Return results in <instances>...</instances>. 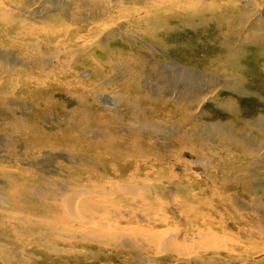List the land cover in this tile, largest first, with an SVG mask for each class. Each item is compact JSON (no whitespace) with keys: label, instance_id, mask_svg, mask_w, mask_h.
Returning a JSON list of instances; mask_svg holds the SVG:
<instances>
[{"label":"rangeland","instance_id":"rangeland-1","mask_svg":"<svg viewBox=\"0 0 264 264\" xmlns=\"http://www.w3.org/2000/svg\"><path fill=\"white\" fill-rule=\"evenodd\" d=\"M5 1L0 0L3 8ZM100 1L109 6V0H11L8 10L42 12L26 14L30 16L27 19L56 18L57 28L71 23L85 31L84 25L90 22L82 19L89 18L87 13L100 14L95 9ZM133 1L127 0L124 9L133 12ZM217 1L210 0L208 7H195L193 12L175 11L158 21L146 20V16L127 19L121 26L108 30L101 46L75 57L71 70L60 69L61 65H37L25 52L26 45H18L26 39L20 38L19 26L0 18V56L6 61H0V75L1 70L7 74L0 76V92H9L6 95L20 103L8 105L0 99V189L8 186L5 191H12L16 200L42 203L45 198L58 199L59 191L65 198L69 188H80L88 180L89 173L94 175L95 183L106 186L104 179L114 176L115 166L121 168L122 175L127 174L125 177L138 168L142 176L144 171L149 175L158 173L161 176L155 183L169 184L172 194L179 197L180 207L174 208L175 213L184 210L185 205L205 209L210 204L217 206L216 210L226 219L228 212L238 207L232 211L237 221L234 232L239 227L243 235H237L245 243L237 250L254 253L241 262L235 255L222 254L217 258L220 262L232 256L234 264H264V9L255 12L251 4L243 5V0ZM146 3L147 0H141L138 5L142 6L138 8L143 9ZM57 9L66 11L63 14L69 18L60 16ZM46 12L49 13L44 15ZM37 26L50 28L45 24ZM26 32L29 34V30ZM26 32L22 33L25 37ZM35 36L36 40L30 42L39 44L43 37L36 32ZM58 39L43 41L53 49ZM22 63L29 67V73H39L38 68L57 73L51 81L53 86L60 87L42 89V93L28 88L24 78L12 74ZM181 66L196 69L200 78L208 81L193 78ZM211 76L229 79L237 87L223 90L214 81L224 80H210ZM101 84L105 86L99 89L100 100L92 89ZM202 85L213 96L203 105L191 108L182 98ZM149 91L155 96L161 94L162 102L176 101L183 109L191 108L194 122L187 124L177 112L170 122L167 107L162 103L154 107L145 104L146 98L152 97ZM200 142L204 143L197 144ZM254 148H259L257 154ZM243 155H252L255 161V156H259V166L248 168L250 158H244L236 171L235 162ZM203 156L209 159L214 176L198 162L197 158ZM131 157L135 164L126 161ZM231 163L235 168L228 169ZM245 180L253 181V196L246 189ZM86 185L90 190L94 188ZM32 189L40 195L33 194ZM189 190L203 194V198L193 201ZM183 191L188 193V199ZM229 195L230 204L221 205V196ZM174 205L179 206H170ZM185 213H190V208ZM100 250L110 253V248L107 252L97 244L89 246L91 253ZM141 253L126 246L109 260L103 254L101 262H94L98 259L86 260L89 256H83L81 251L78 255L82 258L77 256L81 261L69 264H142ZM164 262L176 263L171 258Z\"/></svg>","mask_w":264,"mask_h":264},{"label":"bare ground","instance_id":"bare-ground-1","mask_svg":"<svg viewBox=\"0 0 264 264\" xmlns=\"http://www.w3.org/2000/svg\"><path fill=\"white\" fill-rule=\"evenodd\" d=\"M209 1L147 0V3L143 5L145 7L141 9L138 8L142 6L138 5L141 0H134L133 3H130L134 6L132 8L134 9L133 12L129 9H124L127 0H109V6L100 1L95 5L96 12H101L100 14L89 16L88 11H85L89 18L82 20L90 22V24L84 25L86 27L85 31L71 23L57 28L54 23L58 19L50 18L49 15L50 21L43 19L42 16L34 18L35 20H29L27 18L30 16H26L28 12L14 10L10 12L8 10V6H12L11 0H7L5 1L6 3L1 4L2 6L4 5V8L0 6V18H7L12 24L15 23L19 26L20 32H18L21 34L20 38H26L28 41L25 39L19 42L18 45H26L25 52L29 53L30 57L32 56L35 63H38L37 65L42 66L44 64L46 66L45 68L53 64L54 67L61 65L60 69L68 68L71 70L75 57L82 52H88L95 46H101L100 44L105 39L108 30L112 27L121 26L127 19L146 16V20L158 21L163 16L172 15L175 11L193 12L196 11L195 7H197L196 9L201 8V6L206 8L208 7ZM214 1L218 3L217 0ZM95 2L97 1H92L91 3ZM243 3L247 6L251 4L255 8V12H263V0H243ZM111 9L116 10V12H110ZM61 10L57 9L56 11H60L58 12L60 16L66 17L63 14L66 11ZM36 13H30L28 15L32 16ZM48 13L46 12L44 15ZM30 22L33 23L32 26L29 25ZM258 22L260 23V21ZM36 24H45V26L48 25L50 28L39 27ZM33 26H37V28H33ZM28 30L29 34L26 32ZM24 32H26V37L25 34H22ZM35 32L40 33L43 37L39 40V44L30 42L33 41L32 39L36 40ZM55 37L59 39L56 41L53 49H51L49 46L50 43L44 42L43 39L50 41ZM42 49H46L47 52H42ZM79 51L80 53H78ZM93 57L97 59L95 56ZM0 61L3 64L6 62L1 56ZM186 68L182 67L183 70H188ZM38 69L39 73H29V67H26V64L22 63L20 68L14 72L12 71V74L15 76L18 74V76L24 78L23 81L28 82L25 86L41 93L42 89L60 87L59 85L53 86L51 81V78L56 76L57 73H49L47 72L48 70L43 71L41 68ZM191 69L188 70L191 72H188V75L190 74V76L197 79L202 77L201 73L196 69ZM4 72L5 70H1L2 75H7ZM200 79H202V82L208 81L205 78ZM212 79L224 80L222 83L214 81L223 90L237 87L229 79H217L211 76L210 80ZM103 86L105 85L101 84L92 89L94 96L100 100L102 93L99 89ZM210 91L205 85H202L196 91L187 93L188 97L182 98V100L187 103L189 102L191 108H195V105L199 104L201 106L213 96L209 95L212 92ZM8 93L0 92V99L6 100L8 105H19L18 100L6 95ZM149 93L152 97L151 99L146 98L145 104L148 102L149 105L154 107L155 104L162 103L165 108L167 107L166 115L170 122H173V113L175 112L182 114V121L187 122V124L194 122V114L191 108H189V110L191 109L190 112L188 109L181 108L176 101L162 102L163 97H161V94L155 96L154 92L149 91ZM202 93L203 96H200V99L198 95ZM11 95L15 96L13 92H11ZM139 97L132 98L129 102H133ZM115 100L122 102L123 98ZM177 105L178 107L175 110ZM201 143L204 142L197 144ZM258 149L254 148L256 154ZM195 154L197 155V153ZM243 156V158H237V162H235L238 166L237 168L231 163L227 166L228 169L235 168L236 171L240 169L244 158H250L248 168L254 169L255 164L259 166V156H255L258 162L253 160L252 155L249 157ZM132 158H128L126 161L132 160L135 164V160ZM197 159L199 160L198 162L206 167L211 176L215 175L213 167L208 165L209 159L207 157L203 156ZM112 168L114 176L104 179V185L106 186H100L95 183L92 180L94 175L89 173L86 175L88 180L84 184H81L80 188H69L65 198L59 191L58 199L52 200V198H45L42 203L16 200L17 196L12 191L9 194L5 191L8 186L0 189V264H69L70 262L81 261L82 257L78 255L81 251L83 252V256H89H85L86 260L96 258L98 260L94 262H101L99 259L100 256L107 253L104 250L92 251L93 253H91L89 246L93 244L102 246L107 252L110 248V253L107 254V260L110 259L111 255L114 256L117 250L123 249L126 246H133L142 252V256H140L142 264H166L164 260L167 258L176 261L174 264H234L232 262L234 261L232 256L226 258L224 262H220V258L219 260L217 258L221 257L222 254H229L240 258L238 262H241L252 257V253L254 252L237 250L245 243L237 235V233L241 234L238 231L239 227L237 233L234 232V229L237 228V221L233 216L235 212L232 211L238 207L228 212L230 214L226 219L222 218L221 214L216 210L217 206L212 207L210 204L205 209L196 208L193 204H183L185 205L183 206L184 210H177L178 213H175L174 208L180 207L179 197L172 194L174 192L170 190L171 186H168L169 184L165 185L162 182L155 183L161 176L160 174L151 173L149 175L150 173L148 171H144L142 176L139 172L140 168H138L131 176L125 177L127 174L123 172L122 175L119 172L120 167L115 166ZM99 176L102 178L106 177L104 175ZM245 181L246 189L248 188L250 194L253 196V188L251 187L253 181ZM86 184H91L94 188L90 190L85 187L88 186ZM167 188L169 189L167 190ZM31 191L37 196L40 195L39 193H35L33 189ZM189 192V197L193 201L203 198V194L197 191L192 192L189 190ZM183 193L187 198L188 193L185 191ZM164 194H167V196H164ZM221 197V205H224L222 202L230 204L231 195ZM172 203H176L179 206H170ZM189 208L190 213H185ZM170 210H172L171 213L169 212ZM236 214L240 215V213ZM245 237L252 238L248 234ZM77 256L81 258H77Z\"/></svg>","mask_w":264,"mask_h":264}]
</instances>
